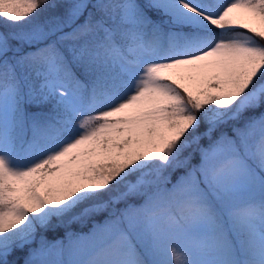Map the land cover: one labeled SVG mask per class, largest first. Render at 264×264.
<instances>
[{"label": "snow or ice", "instance_id": "6c2138e0", "mask_svg": "<svg viewBox=\"0 0 264 264\" xmlns=\"http://www.w3.org/2000/svg\"><path fill=\"white\" fill-rule=\"evenodd\" d=\"M0 264H264V0H0Z\"/></svg>", "mask_w": 264, "mask_h": 264}]
</instances>
